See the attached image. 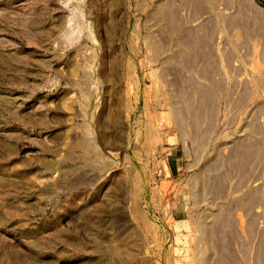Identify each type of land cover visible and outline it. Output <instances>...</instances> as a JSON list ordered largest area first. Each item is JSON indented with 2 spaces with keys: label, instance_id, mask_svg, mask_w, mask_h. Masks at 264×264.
I'll return each mask as SVG.
<instances>
[{
  "label": "rangeland",
  "instance_id": "rangeland-1",
  "mask_svg": "<svg viewBox=\"0 0 264 264\" xmlns=\"http://www.w3.org/2000/svg\"><path fill=\"white\" fill-rule=\"evenodd\" d=\"M0 264H264V0H0Z\"/></svg>",
  "mask_w": 264,
  "mask_h": 264
},
{
  "label": "crops",
  "instance_id": "crops-1",
  "mask_svg": "<svg viewBox=\"0 0 264 264\" xmlns=\"http://www.w3.org/2000/svg\"><path fill=\"white\" fill-rule=\"evenodd\" d=\"M182 199V198H181ZM185 198H183V200H184Z\"/></svg>",
  "mask_w": 264,
  "mask_h": 264
}]
</instances>
